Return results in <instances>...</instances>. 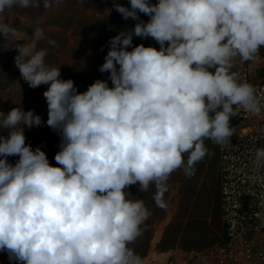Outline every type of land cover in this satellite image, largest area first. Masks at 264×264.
<instances>
[{"label":"clouds","instance_id":"obj_1","mask_svg":"<svg viewBox=\"0 0 264 264\" xmlns=\"http://www.w3.org/2000/svg\"><path fill=\"white\" fill-rule=\"evenodd\" d=\"M40 6L41 0H0V13ZM52 6L43 0L45 9ZM114 8L137 23L109 40L99 68L108 80L83 92L46 63L48 50L37 48L47 39L41 27L31 43L20 44L19 28L0 22L4 48L18 51L21 78L33 89L48 85L46 125L61 137L53 166L45 151L26 144L24 128L41 126V116L22 107L0 111V252L10 262L144 264L130 245L152 212L132 198L130 186L141 193L154 187L156 206L165 208L171 175L194 176L209 154L206 140L228 142L241 111L264 117V95L233 71L237 59H260L264 0H130V7ZM134 37L160 47L133 46ZM254 165L264 167V146Z\"/></svg>","mask_w":264,"mask_h":264},{"label":"rangeland","instance_id":"obj_2","mask_svg":"<svg viewBox=\"0 0 264 264\" xmlns=\"http://www.w3.org/2000/svg\"><path fill=\"white\" fill-rule=\"evenodd\" d=\"M123 2L130 0H60V3L53 0V6L45 9L41 0L38 9H6L0 13V22L19 28L23 39L17 42L20 44L31 43L33 30L41 27L47 39L39 41L37 48L48 50L46 63L59 67L60 78L72 79L78 91L83 92L97 79L108 80L110 73H101L99 68L109 50V40L126 30L123 23L114 18V4ZM48 39L55 40L59 47L50 46ZM5 43L3 36H0V111L7 113L14 107H22L24 111L33 110L44 123L31 129L24 128L26 144L33 149L50 147L59 151L61 137L46 125L48 109L43 93L48 85L30 88L14 63L18 51L14 47L5 49ZM12 43L9 41L5 47ZM140 44L157 49L160 47L152 38L133 39V46ZM259 56L255 65L247 63L256 69V77H264V48H261ZM239 64L237 59L235 67ZM109 86H112L110 80ZM205 144L209 154L196 165L194 176L187 178L182 170L171 175L169 191L164 197L165 208L156 206L154 187L145 193L139 192L138 185L128 189L133 199H143L152 212L142 236H149L147 243V237H144L142 241L137 239L130 245L141 257L148 253L153 257L154 252L161 250H169L171 256L177 253L183 256L182 250H201L220 236L217 144L211 140H206ZM45 153L55 157L57 152L46 150ZM8 160L10 162L11 158L8 157ZM258 235H254L255 240ZM7 259L8 254L0 252V263ZM143 260L144 264H151L147 258Z\"/></svg>","mask_w":264,"mask_h":264},{"label":"built area","instance_id":"obj_3","mask_svg":"<svg viewBox=\"0 0 264 264\" xmlns=\"http://www.w3.org/2000/svg\"><path fill=\"white\" fill-rule=\"evenodd\" d=\"M233 71L253 84L258 95H264V77H256L249 63H240ZM231 125L234 135L217 145L222 237L201 250L184 252L181 257L186 262L200 259L215 264H264V249L256 246L254 237L264 233V167L254 165L256 149L264 146V117L241 111ZM245 128L247 132H243ZM47 158L59 166L53 156ZM16 160L18 157L12 156L10 163Z\"/></svg>","mask_w":264,"mask_h":264},{"label":"crops","instance_id":"obj_4","mask_svg":"<svg viewBox=\"0 0 264 264\" xmlns=\"http://www.w3.org/2000/svg\"><path fill=\"white\" fill-rule=\"evenodd\" d=\"M250 65V64H249ZM251 70H252V73L255 75L256 74V69L255 68H252V65L250 66ZM234 70V69H233ZM46 150H53L55 152H58L56 151V149H53V148H44L43 151H46ZM11 158V157H10ZM221 223V222H220ZM222 237V234H220V236L218 237L217 240H219L220 238ZM216 240V241H217ZM215 242V241H214ZM213 242V243H214ZM212 244V243H211ZM209 244V245H211ZM255 244L258 248H263L264 249V233H260L258 235V237L256 238L255 240ZM208 245V246H209ZM207 247V246H206ZM205 247V248H206ZM190 251V250H189ZM182 252H188V251H184L182 250ZM170 251L169 250H161V251H156L154 252V255L153 257H151L149 255V253L142 257L143 259L147 258L151 264H215L214 262H212L211 260H208V261H202L200 259H196V260H193L191 262H186V260H182V254H179L177 253V255H172L169 254Z\"/></svg>","mask_w":264,"mask_h":264},{"label":"trees","instance_id":"obj_5","mask_svg":"<svg viewBox=\"0 0 264 264\" xmlns=\"http://www.w3.org/2000/svg\"><path fill=\"white\" fill-rule=\"evenodd\" d=\"M151 3H153V4H155V3H158V0H151ZM121 5H123V6H125V7H130V2H123V3H121ZM139 16H140V19L142 20V21H144V22H147L148 20H149V17L147 16V15H145V14H143V13H139ZM114 18H116V20L118 21V22H122L123 23V25L126 27V30H132V29H134V27H135V24L137 23V21H135V20H133V19H131V18H129L128 20H124L123 18H122V15L121 14H119L116 10H114ZM134 40H141L142 38H140V37H134L133 38ZM148 39H150V38H148ZM234 122V117L232 118V120H231V124ZM143 236V235H142ZM139 237L138 238V240L139 241H142L143 239L142 238H146L145 239V242L147 243V240L149 239V236H144V237Z\"/></svg>","mask_w":264,"mask_h":264},{"label":"water","instance_id":"obj_6","mask_svg":"<svg viewBox=\"0 0 264 264\" xmlns=\"http://www.w3.org/2000/svg\"><path fill=\"white\" fill-rule=\"evenodd\" d=\"M2 263H0V264H19V262H10L9 261V259H7V260H4V261H1Z\"/></svg>","mask_w":264,"mask_h":264},{"label":"bare ground","instance_id":"obj_7","mask_svg":"<svg viewBox=\"0 0 264 264\" xmlns=\"http://www.w3.org/2000/svg\"><path fill=\"white\" fill-rule=\"evenodd\" d=\"M248 128H245L244 130H243V132H245V130H247Z\"/></svg>","mask_w":264,"mask_h":264}]
</instances>
